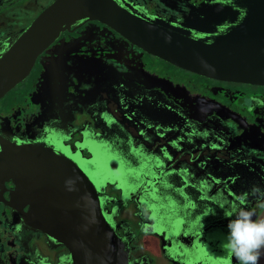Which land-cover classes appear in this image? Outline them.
Instances as JSON below:
<instances>
[{
    "label": "flooded vegetation",
    "instance_id": "obj_1",
    "mask_svg": "<svg viewBox=\"0 0 264 264\" xmlns=\"http://www.w3.org/2000/svg\"><path fill=\"white\" fill-rule=\"evenodd\" d=\"M39 1L0 0V59L51 0L41 6ZM120 2L137 15L192 36L220 31L233 22L222 0ZM133 52L170 64L95 20L62 32L37 56L23 80L8 89L2 86L0 158L9 145H37L44 138L54 150L75 158L94 180L103 214L124 241L120 264H238L235 257L229 262L225 247L228 212L244 206L256 218L264 207V196L254 192L264 190V85L212 79L170 64L207 80L191 84L210 94V105H201V97H188V83L144 72L143 61L133 60ZM89 58L96 60L92 68ZM29 81H34L31 89ZM218 93L232 97L239 108L219 99ZM154 104L163 121H147L142 127L153 116L147 106ZM108 123L122 138L123 155L134 157L128 167L146 170L137 188L128 179L140 176L135 169L119 165L113 171L109 164L100 126ZM146 153L167 157L173 179L158 181L151 164L144 165L153 159ZM141 156H147L144 164ZM203 157L211 164L206 169L199 167ZM232 163L248 169L241 187L235 186L237 197L220 180ZM201 170L214 174L209 177L214 190L207 198L190 180L197 182L193 174ZM13 189L11 180L4 181L0 193L6 199L5 191ZM18 205L8 207L0 200V264H79L69 247L25 223L29 204L23 203L22 211Z\"/></svg>",
    "mask_w": 264,
    "mask_h": 264
},
{
    "label": "water",
    "instance_id": "obj_2",
    "mask_svg": "<svg viewBox=\"0 0 264 264\" xmlns=\"http://www.w3.org/2000/svg\"><path fill=\"white\" fill-rule=\"evenodd\" d=\"M222 1L232 11L233 22L220 31H206L192 36L137 15L120 0H51L12 44L10 42L7 55L0 59V94L23 80L37 56L62 32L72 31L90 20L107 25L144 52L178 68L217 80L264 85V0ZM2 86L6 87L3 89ZM157 108L155 104L147 106L153 116L140 123L142 127L147 121L159 123L163 119L155 113ZM100 126L106 133L103 140L112 165H120L123 169L133 164L134 157L122 153L123 141L114 133V124ZM109 133L112 134L108 136ZM141 146L140 150L144 148L143 144ZM146 155L153 159L144 164L147 156H141V163L151 164L158 181L165 183L173 179L168 174L173 170L167 168V157ZM203 158L204 163H200L199 158L196 161L200 163L199 167L206 169L211 164ZM229 168L220 180L237 197L235 186L241 187L248 169L246 164L241 163H232ZM129 169H135L137 176L140 175L138 178L136 175L128 177L133 180L132 187L137 188L146 170L137 166ZM202 170L193 174L197 182L189 179L195 188L200 187V194L207 198L214 190L209 179L214 174L204 175ZM0 173V187L4 188V181L8 180L14 185L12 191H5L6 199L0 193L3 204L14 208L19 201L20 211L23 203L25 206L29 204L24 212L27 215L25 223L69 247L77 263H121L125 253L124 241L103 214L94 180L75 158L54 150L45 138L40 139L37 145L27 146L23 142L20 146L9 145L4 149L0 158ZM186 176L182 178H188ZM137 182L139 185L136 187ZM243 194L240 193L241 196ZM260 217H264V207L256 218ZM259 264H264V257Z\"/></svg>",
    "mask_w": 264,
    "mask_h": 264
},
{
    "label": "clouds",
    "instance_id": "obj_3",
    "mask_svg": "<svg viewBox=\"0 0 264 264\" xmlns=\"http://www.w3.org/2000/svg\"><path fill=\"white\" fill-rule=\"evenodd\" d=\"M254 192L264 196V190L257 188ZM218 206L224 208L223 204ZM228 217L225 247L230 254L229 262L235 257L238 264H259L264 257V217L255 218L253 212L244 206L232 207Z\"/></svg>",
    "mask_w": 264,
    "mask_h": 264
},
{
    "label": "rangeland",
    "instance_id": "obj_4",
    "mask_svg": "<svg viewBox=\"0 0 264 264\" xmlns=\"http://www.w3.org/2000/svg\"><path fill=\"white\" fill-rule=\"evenodd\" d=\"M47 1L48 0H41L38 3L41 6ZM123 49L127 52L128 55H130L131 54L130 52H132L131 49H125V48H123ZM132 59L136 60V61L142 60L143 61V71L151 74L152 76L162 74V75L169 76L171 80H174L176 82L188 83L186 85L187 86L186 89L188 91L187 92L188 97H191L194 99H198L199 97H201L202 98L200 100L201 105H205V106L210 105V102H209V100L211 99L210 94L207 92L201 93L199 90L193 89V87L191 86V84H193V81H195V80H200L201 82L207 83L206 79H201V77H198L196 75H191V74H188V73L183 72L181 70H177L176 67H174L170 64L164 63V62L157 60L155 58H152L148 55L142 54V52H133L132 53ZM93 61H96V60L93 58L88 59V63L91 65V68L93 67ZM89 71H91L90 74H92L94 76L97 75V72H94V70H89ZM170 79L166 80V82L168 84L172 83V81ZM28 86H29L28 89L33 88L34 87V81H29ZM24 90H26V89H24ZM218 94L220 95L219 99H222V101H227L230 105H232L236 108H239L237 105L234 104L235 102H233L232 97H229L227 94H224V93H218ZM109 164L111 165V161L109 162ZM114 170H115V167L113 168V171Z\"/></svg>",
    "mask_w": 264,
    "mask_h": 264
}]
</instances>
